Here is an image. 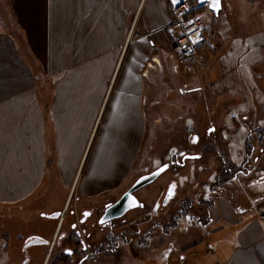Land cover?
Here are the masks:
<instances>
[{"label": "crops", "instance_id": "1", "mask_svg": "<svg viewBox=\"0 0 264 264\" xmlns=\"http://www.w3.org/2000/svg\"><path fill=\"white\" fill-rule=\"evenodd\" d=\"M3 1L8 15L0 19V207H20L44 194L52 195L46 213L65 210L72 201L84 206L77 213L103 204L132 177L151 94L170 87L180 94L181 80L243 96L258 97L264 87V72L257 82L253 78V68L264 65V0H222L218 15L201 5L213 15L206 28L208 46L217 49V40L223 51L217 65L195 67L187 77L181 76L168 31L172 0ZM7 20L16 33L7 30ZM231 116L239 118L238 111ZM246 124L239 130L241 143L232 142L234 167L245 164L249 129L263 128L264 119L249 118ZM258 196L241 212L222 198L209 208L208 223L192 220L199 234L189 237L200 241L183 249V262L175 224L148 233L146 242L143 236V243L118 247L113 264H264V210L258 202L263 197ZM201 227L210 235L200 234ZM206 241L198 259V247ZM2 256L0 264L7 259Z\"/></svg>", "mask_w": 264, "mask_h": 264}, {"label": "rangeland", "instance_id": "2", "mask_svg": "<svg viewBox=\"0 0 264 264\" xmlns=\"http://www.w3.org/2000/svg\"><path fill=\"white\" fill-rule=\"evenodd\" d=\"M191 3H195V0H191ZM4 8L5 3L0 0V19L8 15L4 12ZM206 9L202 8L198 13L207 24H210L212 18L210 15H213ZM206 13L208 14L207 17H205ZM216 21L214 19L213 23L217 24ZM6 22L8 23L7 30L16 33V25L10 20ZM205 34H208V32ZM216 46L217 49H210L206 39L205 43L199 48V52L207 57V64L200 65L202 70L212 64L217 65L219 55L223 50L217 40ZM173 51L177 56L181 76L191 75L192 71L189 72L184 69L174 48ZM216 71L219 72L218 67ZM263 72L264 65L257 69L253 68V78L256 82L258 79L257 74ZM228 73L227 71L224 75ZM189 81V78L188 82L185 80L180 81V94L175 86L174 89L170 87L166 93L151 94L152 98L146 110L147 133L144 135L140 148H137L135 143L133 146V152L135 153L138 150V156L135 155L136 157L133 160L132 177L117 194L109 198L115 203L142 175L151 173L162 165L168 164V169L156 180L136 191L137 205L115 221L117 226L114 231L117 235L127 231V238L137 243L138 238L144 241L143 236H145L146 242L147 238L150 239L147 234L155 232L157 228L159 231H168L170 228L180 225L178 227V235L180 236L177 240L182 249L178 253L180 262L185 261L187 257V251L183 249L189 248L191 244L200 241L199 237L194 238V240L189 237L193 236L196 230V234H199V228L192 220L198 219L203 224L208 223L210 220L209 208L218 200L223 198L225 202H229L231 207L241 212L242 208H245L244 206L247 207L250 204L251 197L259 195L263 197L258 202H262L261 209L264 210V172L260 170V167H264V152H262L264 148V127L253 126L249 129L246 143L243 146L247 153L244 165H235L236 167H234L230 157L233 152L231 149L232 142L241 143L239 130L241 131L242 124L246 126V123H249V118L254 120L264 119V101L261 100V98H264V87L261 88L258 97L253 92L243 96V94L234 92V89H217L216 87L209 89L203 84H198L195 80L190 81L191 83ZM262 81L264 82V80ZM196 85L202 87V90L195 91L193 87ZM249 96H251V99ZM249 102L251 104L247 105ZM236 110L239 113V118L230 117L231 112ZM244 116L249 118L245 121ZM212 128L214 131L210 132L209 130ZM186 155H198L199 157L187 159L183 162V157ZM239 169H243V173H247L249 170L253 171V174L249 177L240 175L238 179L233 180L232 177L239 174ZM252 181L254 183L262 182L252 185ZM172 184L176 185L174 195L167 203H164L165 196ZM50 187L51 184L45 190ZM42 197L43 199L39 197L34 201L37 203L26 202L27 204L25 203L20 207L19 205L9 206L7 204L0 207V209H3L0 210V237L4 236L5 238L0 240V258L3 257L2 253L7 257L3 264H22L26 256L22 252V245L24 238L27 236L31 234H46L49 236L53 232L57 224L56 221L53 222L41 216V213H46L43 210L48 207L46 202H52V195L49 196V199H46L45 194ZM80 197L76 196L74 200L80 201ZM56 199L53 198V201L56 202ZM225 202L224 204H226ZM99 206L97 210L95 209V216H98L102 211L103 204ZM78 207L84 206L77 205L75 201H72L63 222L61 233H66L68 236L71 232L70 223L81 212L77 213ZM251 207L252 204L250 209H252ZM73 211L75 216L72 217L70 215ZM182 217L185 218L182 219ZM175 224L176 226H174ZM89 225L91 230L96 233L90 239L92 243L105 238L106 230L99 231L97 227L92 226V223ZM203 227L200 228V234L209 236V231L207 233L205 231L208 229ZM190 230V234L187 235ZM233 230L234 227L231 226L229 232ZM97 231L99 232L97 233ZM66 241V239L62 240V236L59 238L52 249L50 258L48 256L50 250L46 247L30 249L31 261L29 264H45L46 261L47 264H61V261L58 260L59 255L62 254L65 247H72V244L67 245ZM207 242L199 245L198 259L204 256ZM208 245L211 246L212 244L209 243ZM170 249L168 250L170 251ZM82 254L80 251L77 257H73L68 264H75L74 261ZM46 256H48L47 260L45 259ZM164 256H168L167 252L164 253ZM116 260L118 262V255L109 260L101 258V264H107L108 262L113 264Z\"/></svg>", "mask_w": 264, "mask_h": 264}, {"label": "flooded vegetation", "instance_id": "3", "mask_svg": "<svg viewBox=\"0 0 264 264\" xmlns=\"http://www.w3.org/2000/svg\"><path fill=\"white\" fill-rule=\"evenodd\" d=\"M242 170L243 169H239V174L234 175L232 179L236 180L240 175L243 176ZM113 203L114 201H111L110 199L104 202L103 206L101 207L102 211L98 216H95V209L97 210L100 207L99 205L84 208L80 212V215L77 214L76 218L74 217V221L70 223L71 232L68 234V236L66 233H61L60 231L69 207L65 210L60 209L51 213H41V216L43 218H46L53 222L56 221L57 224L53 232L49 236L46 234H31L24 238L22 252L25 253L26 256L24 257L22 264H29V262L31 261L29 254L30 249L35 247H46L48 250H50L48 253L50 258L52 249L55 246L56 239L59 240L61 236L62 240H67V245L72 244V247H65L62 251V254L59 255L58 260L61 261V264H68V262L73 257H77L80 251L83 254L79 258H77L76 261H74L75 264H101V258L109 260L110 258L114 257V255L118 251V247H125L126 245L130 244L131 241L127 238V231H123L121 235H117V233L114 231V228L117 226L115 221L118 220V218L101 222V219L105 214L107 208ZM57 213L60 214L57 216H53ZM70 216H75L74 211ZM91 223L93 224L92 226L95 228L97 227L99 231H107L104 239H101L95 243H92L90 241L91 237L95 233V231L91 230L90 228L89 224ZM99 231H97V233ZM137 243H143L141 241V238H138Z\"/></svg>", "mask_w": 264, "mask_h": 264}, {"label": "built area", "instance_id": "4", "mask_svg": "<svg viewBox=\"0 0 264 264\" xmlns=\"http://www.w3.org/2000/svg\"><path fill=\"white\" fill-rule=\"evenodd\" d=\"M195 3L182 1L172 7V19L168 31L173 41V48L179 55L181 64L191 72L196 66L206 65L207 57L199 52L206 41L207 23L196 13L200 8Z\"/></svg>", "mask_w": 264, "mask_h": 264}, {"label": "water", "instance_id": "5", "mask_svg": "<svg viewBox=\"0 0 264 264\" xmlns=\"http://www.w3.org/2000/svg\"><path fill=\"white\" fill-rule=\"evenodd\" d=\"M208 2H209V0H198L199 5H206V4H208ZM221 4H222V0H221ZM221 9H222V7H221ZM221 9L219 10V12L221 11ZM219 12H214V13L216 15H218ZM198 157H199L198 155H186L183 157V162H185L187 159H196ZM161 167L157 168L156 170L152 171L151 173L142 175L134 183V185L132 187H130L129 190L119 198L118 201H116L115 203H113L111 206H109L107 208V210H106L105 214L103 215L101 221L119 218V217L123 216L129 209H131L132 207H135L137 205V199L135 197L136 191H138L140 188H142V187L146 186L147 184H150L151 182L156 180L164 171H166L168 169L167 168L163 172H160L159 169ZM173 195H174V190H173ZM173 195L171 196V198L173 197ZM133 198H135V200H136L135 204L132 203ZM171 198H169V194L167 192V194L165 196L164 203H167V201L170 200ZM53 216H57V214H54Z\"/></svg>", "mask_w": 264, "mask_h": 264}, {"label": "snow or ice", "instance_id": "6", "mask_svg": "<svg viewBox=\"0 0 264 264\" xmlns=\"http://www.w3.org/2000/svg\"><path fill=\"white\" fill-rule=\"evenodd\" d=\"M173 4L176 5V4H179L181 2V0H172ZM208 7L209 9H211L213 12H219V10L221 9L222 7V4H221V0H209L208 2ZM214 129H210L209 131H213ZM195 140V138H194ZM168 168V165L167 164H164L160 169L159 171L160 172H163L165 169ZM176 185L175 184H172L169 189H168V194H169V198H171V196L173 195V190L175 189ZM133 204L136 203V200L135 198H133V201H132ZM142 206V205H141ZM158 207V205H157ZM57 215H59V213H57ZM87 215V213H86ZM103 222V221H101Z\"/></svg>", "mask_w": 264, "mask_h": 264}, {"label": "trees", "instance_id": "7", "mask_svg": "<svg viewBox=\"0 0 264 264\" xmlns=\"http://www.w3.org/2000/svg\"><path fill=\"white\" fill-rule=\"evenodd\" d=\"M202 10V8L200 7L197 11H196V13H198L199 11H201Z\"/></svg>", "mask_w": 264, "mask_h": 264}, {"label": "bare ground", "instance_id": "8", "mask_svg": "<svg viewBox=\"0 0 264 264\" xmlns=\"http://www.w3.org/2000/svg\"><path fill=\"white\" fill-rule=\"evenodd\" d=\"M219 14H220V12H219Z\"/></svg>", "mask_w": 264, "mask_h": 264}]
</instances>
